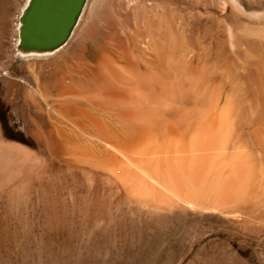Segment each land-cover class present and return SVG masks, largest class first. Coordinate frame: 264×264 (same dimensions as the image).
<instances>
[{
  "label": "bare ground",
  "instance_id": "bare-ground-1",
  "mask_svg": "<svg viewBox=\"0 0 264 264\" xmlns=\"http://www.w3.org/2000/svg\"><path fill=\"white\" fill-rule=\"evenodd\" d=\"M30 1L27 0L21 7L15 23L14 40V58L25 61L28 77H19V81L7 82L8 91L13 92L12 96H8V104H12V107L21 104L19 114L24 120V130L32 146L37 148L40 154H46L48 157H40L32 149L9 141L4 137L0 124V200L21 204L32 193L43 190L52 179L51 176L56 178L63 172L76 184L77 189L73 191L75 196L82 200L89 195L93 197L100 216L102 209L107 206L112 215L121 211L143 220L160 221L176 218L184 221L187 228L184 239L188 247L182 259L192 255L194 264H240L238 260L224 262L220 259H225L224 257L230 253L235 255L233 241L247 239L250 233L264 228V93L262 92V99H256L253 92L255 98H252L256 100L251 102V97H247L251 91H244L248 90L250 84L255 88L259 86V82L255 83L256 79L253 80L254 86H252L254 83H250L257 73L250 79L249 75L254 70L248 71L251 61L249 59L252 56L257 58L259 54H250L249 58L248 46L251 44L247 40L250 35L256 36L257 39L261 37L263 40L264 24L250 26L252 23L246 21L249 25L240 22L235 27L229 24L234 17L228 23V28H225L227 36L220 33L223 39L227 38L230 45L229 50L222 48L221 54L225 55L224 59L233 51L239 57L237 61L240 59L235 80L243 88L241 95L242 91L232 85L237 83L234 79L235 82L233 81L229 87L223 85L224 80L218 81L219 76L215 77L218 82L215 81L213 72L215 70L211 68L215 61L212 62V66H207L213 70L207 71L208 74L204 70L197 71L199 67L196 66L202 61L200 57L199 62L198 57L202 55H199L200 52H196L198 53L196 55L191 50L187 64L180 68L181 58L178 54L176 53L179 64H175L177 58L174 59L172 55L170 59L166 57L167 53H170L167 47H165L168 49L167 52L160 53L157 46H154L153 39H150L152 36L142 44L145 52L143 51L141 55L148 54L146 55L148 59L145 58V61L142 57L144 60L142 62L140 56L137 59L134 55L138 61L132 59L137 64L129 60V55L124 57L126 48L123 56L119 54L117 59L108 56L109 54L104 56L103 52L100 54L104 57L98 58L94 50L84 45L86 42L82 43L83 39L75 40L70 49L65 50L80 25L86 3L66 43L50 50L24 47L20 44L19 33L22 16ZM218 1L220 2V0L215 2ZM244 2L222 0L220 3L229 4L232 10L242 17L256 18L254 14L257 10L254 13L249 12L253 7L251 5L253 1L251 4ZM260 7L262 9V6ZM227 18L224 20H228ZM236 22L237 20L235 24ZM95 28L98 29L97 26ZM116 31L118 30L110 33ZM0 32L6 34L4 26H0ZM92 32H86V36L90 34L89 36L96 37L98 33L92 35ZM236 32L239 33L237 36L240 39L235 36ZM211 38L215 40L214 37ZM158 41L160 39L155 43ZM224 41L226 42V39ZM252 41L253 44L255 41ZM118 42L121 44L115 39L107 50L113 52L117 46L121 47ZM103 45H106V42ZM227 45L226 42L224 46ZM257 45H254V48ZM207 52H210L209 49ZM183 54L185 57L188 55ZM66 55L74 56L71 61L75 56L78 59L67 65V70L63 73L45 71L43 64L37 66L35 62L48 61L49 58L59 61L65 59ZM164 55L169 63L173 61L170 66L169 63L168 66L166 63L164 65L162 60L165 59ZM236 55H231L232 58L229 60L235 59ZM184 56L181 57L184 59ZM206 59L202 61L203 65L206 64ZM229 60H225V64L226 61L229 63ZM138 62H142L143 67ZM218 65L215 66L217 69ZM224 65L223 67L227 66ZM225 75L227 76L226 72ZM261 79L262 77L257 81ZM262 80L264 83V79ZM260 88L259 91H262ZM17 89H20V93H17ZM17 117L19 118L18 115ZM59 191L61 190H58V194ZM74 195L70 193L69 196ZM117 217L115 216L116 219ZM76 238L68 235L62 237V240L67 245L70 244L69 247L77 253L89 251L96 253L102 249V243L98 239L92 245H88L86 241L75 240Z\"/></svg>",
  "mask_w": 264,
  "mask_h": 264
},
{
  "label": "rangeland",
  "instance_id": "rangeland-1",
  "mask_svg": "<svg viewBox=\"0 0 264 264\" xmlns=\"http://www.w3.org/2000/svg\"><path fill=\"white\" fill-rule=\"evenodd\" d=\"M26 1L27 0H0V26H4V29L6 30L5 35H3L2 32H0V124H1L2 132L5 138H7L9 141L22 144L28 147L30 150L32 149V151L37 152L38 156L45 158L48 156L46 154L44 155L40 154L38 149L32 146L31 140L28 134L24 130V120L21 119V115L19 114L22 108L21 104L14 106V107H12V104L10 103L8 104L9 102L8 96L10 95L12 96L13 92L8 91L7 82L9 80L19 81L21 77H24V78L28 77L25 61L19 58L18 59L14 58V53H15L14 40L16 37L15 23L18 20L21 7L25 4ZM201 1L202 0H139V1L138 0H87L83 14H82L83 18L81 17V20L79 23L80 25L76 29V32L73 36L71 43L67 46L68 48L66 47L65 50L70 49V46L74 44L75 40L77 41V39H83L82 43L86 42L84 45H86V47L87 46L90 47L91 50H94L96 54H98L97 55L98 58H102L109 54L108 56H111L113 59H117V55L119 56L120 54L123 56V54L125 53L124 57L126 55L127 56L129 55V60L130 61L133 60L132 63L135 62V60L132 58H135L136 56H137L136 57L137 59H139L138 57L140 56L141 57L140 60L144 62V60H142V57L144 59L145 58L148 59V57H146V55L148 54L145 53L144 55H141L143 51L145 52V50L142 48V44L146 43V41L148 40L147 38L152 36V38L150 39H153L152 42H154L153 43L155 44L154 46H157V49L159 50L160 53L162 52V54H164L165 51L167 52V50L169 49L170 53L168 52L166 57L170 59L172 58L171 57L172 55L174 59L177 58L175 59L176 60L174 62L175 64H179L178 58L179 57L181 58V61L179 64V66L181 65L180 68H182L184 64L185 65L187 64V59L189 58V53L191 52V50H193L196 55L200 52L199 55H202V56L198 57L199 62L201 60L204 62L206 58L209 60L207 61L206 59L207 65L206 64L203 65V62L201 61L200 62L201 66L199 64L196 66V68L199 67V69L197 68V71L204 70V72L206 71L207 73V71L209 72V70L214 69L215 71L213 70L212 71L216 75V76L214 75L215 81L222 82L224 80L223 85H226L227 87H229L230 84H232L233 81L235 80V73L238 69L237 68L239 66L238 61L240 59H238L237 61L238 55H236L234 51L232 52L234 55L231 53L227 59H224L225 55L221 54L223 53L222 50L224 48L229 50L230 45H229V41L227 40V38L224 37V39H226L227 44L229 45V46L228 45L226 46L228 48L224 46L226 42L224 41L222 35L223 36L226 35L225 34L227 33L226 29L228 28L229 24L235 25V27L236 25L238 26L240 22L245 23L246 21L249 22V24L252 23L250 26H258V24L259 25L264 24V17H263L264 16L263 15L264 14V10H263L264 0H261V2H259L260 0H258V2H255L257 0H241L243 2L245 1L244 3H249V4H251L253 1V3L251 4L253 5V7L250 9L249 12L254 13L257 10L254 14L255 17L256 16L257 17L254 18V16L253 17L250 16L248 17L249 19L247 17H242L241 15L237 14L234 10H232L229 4L223 3L221 5L222 0H220L221 3L219 1L218 3L215 2L217 0H213V1L203 0L204 3H202L203 1L202 2ZM213 2L215 3L213 4ZM208 5L209 6L212 5V6H210L209 8ZM213 5L215 6L213 7ZM260 6H262V9ZM219 14L221 16H219ZM211 17H213V19L217 18V20L215 19L211 20ZM226 17H228L227 18L228 20H224L226 19ZM234 17L237 18L236 24H235L236 20ZM258 18L259 19L263 18V19H260L259 21ZM250 19L252 20L251 22H250ZM219 20L220 21L224 20V22H220ZM238 20L240 21L238 22ZM230 21H232L231 22L232 24L229 23ZM110 25L111 27L113 26V28L108 27ZM96 26L98 27V29L95 28ZM114 28L115 30H118V31L110 33L111 31H115ZM221 29L222 30L225 29V30L222 31ZM8 31L9 33L7 34ZM92 31H96V32H92ZM86 32L87 33L92 32V35L93 34L96 35L98 33L96 35L97 38L94 36L96 40H93L94 38L92 36H89L90 34L87 37ZM107 33H109L110 35L112 34L113 36H110ZM113 33H115V35L117 34L116 36L118 38H115L116 36ZM211 34L213 35L211 36ZM235 34H236L235 36L238 37V39H240V37L237 36L239 35V33L236 32ZM119 35L121 37L123 35V37L121 38ZM128 37L129 38L131 37V38L129 39ZM211 37H214L215 40ZM157 38H159L160 41L155 43L157 40H159ZM248 38H247L248 39L247 41L249 42V44H251L248 46L249 58L253 54H256V53L259 54V57H257L258 60L257 58H254L256 56H252L251 59H249L251 61H249L250 65L248 69L249 72L253 70L255 71V72L254 71L252 72L253 74L250 73L251 75L249 76L251 78L248 76L250 79L253 78L252 75L254 76L255 73L258 74V76L257 74L254 76V78L252 79V82L250 81L249 78L248 80L250 81V83H254L255 81L254 79H256L255 83L259 82L258 84L259 86H257L258 88H255V87H251V84L250 85L248 84L250 88L248 86L247 87L248 90L244 89L245 92L251 91V93L249 92L248 93L252 95L248 96L249 94L247 93L248 94L247 97H251L250 99L252 100L248 99L246 96L245 97L251 102H253L256 99H262L264 97L262 95L264 93L263 91L264 83L262 80L264 79L263 77L264 75V72H263L264 71V57H263L264 56V44H262L264 43V38L262 37L263 40L261 39V37L260 39H257L256 36L251 37V35L248 36ZM115 39H118L121 42V44L118 42L119 43L118 45H121V47H124V46L125 47L121 48L117 46L115 49L117 51L115 50H114L115 52L108 51L107 49H108L109 44L110 43L113 44ZM120 39L124 40V41L122 40L123 43ZM250 39L251 41H249ZM222 40H223V43H222ZM252 40L255 41L254 42L255 44L251 43L253 42ZM214 41L215 42L217 41V42L215 43ZM105 42H106V45H103L105 44ZM128 44H129V47H127ZM220 44L224 47L220 46ZM102 45L104 47L107 46L106 50ZM159 45H162V46H159ZM254 45H257L258 47L255 46L254 48ZM98 46L102 48L100 49ZM163 47H164V50H162ZM165 47H167L168 49ZM192 47H195V48H192ZM125 48L127 49V51ZM208 49L210 52H207ZM65 50L64 52H66ZM124 50L127 53L124 52ZM203 51H205L204 54H202ZM260 51L263 52V54H261ZM101 52H103L102 54L103 55L105 54V55L103 56L102 54H100ZM176 53L178 54L179 57L176 55ZM181 53L182 54L185 53L188 55L185 57L184 54L182 55ZM180 54L182 57L184 56L185 57L184 59L186 60H184L180 56ZM206 54H207V57H206ZM134 55L136 56L133 57ZM165 55H164V58H165ZM231 55L232 56L236 55L235 59L229 60L232 58ZM69 56L66 55L64 57L65 59L59 60L62 62H59L58 60L52 59V58H49L48 61L35 60V62H37V66H39L40 64H43V70L45 69V71L47 70L56 71L57 73H60L61 71L63 73V71L65 72L67 70V67H66L67 65L71 64L76 59H78V57L75 56L74 60L71 61L74 56H70V58H68ZM200 57H201V60H200ZM259 58L261 60H259ZM67 59L68 61H66ZM137 59L136 61H138ZM165 59H162L164 65L166 63V66L168 65L170 66L173 61L169 63L168 60L166 59L165 61ZM216 59L219 62L222 59H224V61L219 63L218 61L216 62ZM225 60H229V63L226 61V64H225ZM256 60L259 64L255 62ZM210 61H211V65H210ZM213 61L217 63L216 64L214 62L215 66L219 64L218 69L216 68L217 66L216 67L214 66V63H213V67H211L212 69H209L207 67V66H212ZM142 62H138V64H140L143 67ZM222 63H224L228 67ZM135 64L137 63L135 62ZM202 65L204 67L206 66L207 68L206 67L205 68L208 70L203 68ZM223 65L225 67H223ZM56 66L57 67L59 66L60 69L57 68ZM200 67H202V69ZM219 68L221 71L219 70ZM224 68H227V69H224ZM256 68L258 71L260 70V72H256L257 71ZM216 71L218 74H216ZM225 72L227 76L225 75ZM221 73H223L224 75ZM259 76L260 78L262 77L261 79L262 84L260 83L261 80L257 81L258 79H260ZM215 77L218 78L219 80L216 79ZM220 77H223V78L221 79ZM225 77L226 79L228 78L230 81L224 79ZM255 77H258V79ZM225 81H226V84H225ZM228 83L229 85H227ZM255 83L252 84V86H254ZM232 85L233 87L235 86V88L237 87L239 91L243 90L239 82L234 83ZM260 87L262 88V91L261 90L259 91ZM18 88L20 87L18 86ZM254 88L257 89V91H255ZM16 91L17 93H20V89H17ZM253 92L256 96L253 94ZM242 93L243 91L241 92V95ZM254 96L256 97V99H253L255 98ZM257 96L260 98H258ZM17 115L19 116V118L17 117ZM62 173H60V176H57L56 178L51 176L52 179L48 181V184L45 186L43 190L40 189L32 193L30 197L25 199L23 203L21 204H18V203L12 204V203H7V202L0 200V234H1L0 235V264H85V263L86 264H94V263L95 264H101V263L102 264H116V263L117 264H194V262H192L194 260L192 255L185 259H182V256H184V253L188 247L187 241H185L187 228H186L184 221H181L176 218H172V219L167 218V219H163L160 221L156 219L143 220L135 216L134 217L130 216L123 212L121 213V211L119 212V214L117 213L118 215L117 214L112 215L111 213H109L107 206H105V208L102 209V215L100 216L98 206L95 203L93 197L89 195L88 198L82 200V199H79V197L75 196L73 191H76L77 189L76 184L73 181H71L68 175L64 173L62 174ZM52 175L54 174L52 173ZM58 177L61 180L58 181L59 179ZM71 182H73L75 186ZM57 183H59L58 186H57ZM58 190H61L59 191V194H58ZM70 193H72L74 196L73 197L69 196ZM58 196L60 198H57ZM106 205H107V202H106ZM115 216L116 217L118 216L117 219L115 218ZM97 219L99 221H97ZM168 219L170 220L167 221ZM101 220L102 222H100ZM62 232H65V233L63 234ZM68 235L77 237L75 240L80 239L82 242L86 241L88 245L89 244L92 245V243L96 239H98L102 243V249L100 251H96V253L94 251H89L87 253H82V252L77 253L69 247L70 244L67 245V243L63 242L62 237H65ZM140 235L143 238L140 237ZM49 236L51 237V239ZM87 236H89L91 240ZM3 238L5 240H3ZM53 238L55 241L53 240ZM233 242H234L233 244H235L234 245V250L236 252L235 255L230 253L228 254L229 256L227 255L226 257H224L226 260L225 259H220V260L224 262L225 261L230 262V260L231 261L238 260L240 264H264V228L261 231L257 230L255 232L250 233V236H248L247 239L236 240ZM116 248L117 249L119 248L118 249L119 252L117 251Z\"/></svg>",
  "mask_w": 264,
  "mask_h": 264
},
{
  "label": "water",
  "instance_id": "water-1",
  "mask_svg": "<svg viewBox=\"0 0 264 264\" xmlns=\"http://www.w3.org/2000/svg\"><path fill=\"white\" fill-rule=\"evenodd\" d=\"M86 0H31L22 16L20 44L50 50L66 43Z\"/></svg>",
  "mask_w": 264,
  "mask_h": 264
}]
</instances>
